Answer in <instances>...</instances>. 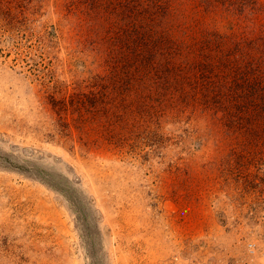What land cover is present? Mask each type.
Listing matches in <instances>:
<instances>
[{"label": "rangeland", "instance_id": "obj_1", "mask_svg": "<svg viewBox=\"0 0 264 264\" xmlns=\"http://www.w3.org/2000/svg\"><path fill=\"white\" fill-rule=\"evenodd\" d=\"M0 264H264V0H0Z\"/></svg>", "mask_w": 264, "mask_h": 264}]
</instances>
